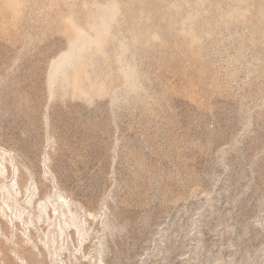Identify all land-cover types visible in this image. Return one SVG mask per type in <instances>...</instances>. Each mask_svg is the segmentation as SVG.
Masks as SVG:
<instances>
[{"label":"rangeland","instance_id":"1","mask_svg":"<svg viewBox=\"0 0 264 264\" xmlns=\"http://www.w3.org/2000/svg\"><path fill=\"white\" fill-rule=\"evenodd\" d=\"M0 167V264H264V0H0Z\"/></svg>","mask_w":264,"mask_h":264},{"label":"bare ground","instance_id":"2","mask_svg":"<svg viewBox=\"0 0 264 264\" xmlns=\"http://www.w3.org/2000/svg\"><path fill=\"white\" fill-rule=\"evenodd\" d=\"M72 54V53H71ZM70 57V55L68 54V55H66V59H68ZM3 169L0 167V177H2V175H3ZM0 192H1V195L4 197V200H5V202H3V205H4V207H0V214L2 215V216H5V210H9V211H12V208L10 207V202L12 201V193L15 195V196H17L19 193H18V189H17V183L14 181V182H12L11 184H9L8 186H5V185H2L1 187H0ZM40 201L39 202H37V201H35V203H36V205H35V203H34V205H33V209H34V211L36 212V218L38 219V221L41 219V216L44 214V212H45V209H46V206L44 205V200L45 199H39ZM46 200L47 201H49L50 200V198H49V196L48 197H46ZM56 201V205H58V203L60 204V205H58L57 206V209H59V208H63V207H66L67 208V201H66V199L65 198H63V197H61V196H58L57 197V199L55 200ZM9 202V203H8ZM26 204L27 205H31V198H29L28 199V201L26 202ZM68 210V209H67ZM62 212H63V214L62 215H64V211H63V209L61 210ZM56 209H53V211H52V215L54 216V215H56ZM59 213V212H58ZM52 215H49L48 216V219H47V221H50L51 220V217H52ZM21 217H22V214L21 213H19V212H17L16 210H15V214H14V218L16 219V220H20L21 219ZM64 226L66 227V228H72V230H73V228L75 229V232L76 233H81V235L80 236H82L83 238L85 237V234H86V231L85 230H80V229H78L79 227L77 226V224H76V222H75V219L74 218H70V222H66V221H64ZM50 226V223L48 224V226L47 227H49ZM62 233V231H61V228H60V234Z\"/></svg>","mask_w":264,"mask_h":264}]
</instances>
